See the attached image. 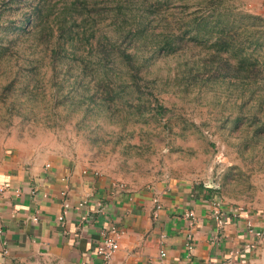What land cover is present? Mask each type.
Listing matches in <instances>:
<instances>
[{
    "label": "rangeland",
    "instance_id": "rangeland-1",
    "mask_svg": "<svg viewBox=\"0 0 264 264\" xmlns=\"http://www.w3.org/2000/svg\"><path fill=\"white\" fill-rule=\"evenodd\" d=\"M2 1L1 19L24 23L33 0ZM87 1L91 17L72 27L76 57L31 60L15 44L0 54V147L27 161L70 155L130 185L186 181L264 211V0ZM62 2L52 0L55 12ZM146 20L140 86L98 84L88 48ZM203 21L241 43L240 70L226 67L225 59L238 66L235 56L212 54L211 33L193 37ZM11 29L0 26L2 45L17 37ZM171 36L179 46L151 53ZM132 37L121 44L134 49L142 37Z\"/></svg>",
    "mask_w": 264,
    "mask_h": 264
},
{
    "label": "crops",
    "instance_id": "crops-1",
    "mask_svg": "<svg viewBox=\"0 0 264 264\" xmlns=\"http://www.w3.org/2000/svg\"><path fill=\"white\" fill-rule=\"evenodd\" d=\"M0 187V264H264V243L243 249L264 211L197 184L130 185L70 155L27 161L0 147ZM111 226L122 233L105 261L95 249Z\"/></svg>",
    "mask_w": 264,
    "mask_h": 264
},
{
    "label": "trees",
    "instance_id": "trees-1",
    "mask_svg": "<svg viewBox=\"0 0 264 264\" xmlns=\"http://www.w3.org/2000/svg\"><path fill=\"white\" fill-rule=\"evenodd\" d=\"M87 2V0H71L69 2L63 0L62 5L55 12V4L52 3V0H33V3L28 5L30 8L29 13L23 19H20L24 22L20 23V25H15L16 19H1L0 17V26L3 31L10 27L17 33V37L7 40L5 45L0 42V54L6 53L15 44L21 47L20 49H23L25 54L31 56L33 58L31 60H38L36 59L37 57L40 59L48 57L51 61L76 57L79 46L76 42H72L75 39L72 36V27L82 25L85 18L91 17V12H83ZM6 3L2 1L0 4V16ZM78 6H80V9L77 8ZM53 13L56 14L54 15V20H51L49 17ZM77 17H81V22L77 21ZM220 22L221 19H216L214 25H218ZM147 23L146 20L145 25L135 28L129 27L126 33L121 32L116 39H110L105 35L106 41L100 42L99 40L97 45H91L88 48V56L94 55L97 58L95 62L97 66L95 68L90 67V71L100 72L101 77L98 84L101 86L109 85L114 87L118 85L128 87L131 91H135L140 86L138 84L139 79L141 80L139 72L145 61L143 56L145 51L140 48L145 45V41L148 39ZM200 24L197 25L195 23V25L190 27V29L195 30L193 37L196 38L199 34L204 36L205 33H207L206 35L211 33L214 36L211 46L215 47V52L212 54L218 56L221 53H225L235 56L238 66L231 65L225 59L226 67L229 70L233 68L240 70L242 64L247 60L241 43L224 33L223 29H217L215 26L205 27L208 25L205 21ZM3 25H6L5 28ZM77 34H79V31H77ZM92 35L93 31H90L83 37L87 40ZM135 35L142 37V39L140 44L134 49H131L133 45L129 46L128 43L126 44L127 47L121 44L128 37L132 40V36ZM68 40L71 41L68 42ZM156 41H158L157 47H154L151 53L162 50L173 51L175 46L180 45L177 36L156 39ZM154 46H156V42ZM160 106L157 105L156 109L161 108Z\"/></svg>",
    "mask_w": 264,
    "mask_h": 264
},
{
    "label": "built area",
    "instance_id": "built-area-1",
    "mask_svg": "<svg viewBox=\"0 0 264 264\" xmlns=\"http://www.w3.org/2000/svg\"><path fill=\"white\" fill-rule=\"evenodd\" d=\"M3 188L4 187H0V190L2 191ZM82 205H84L83 202L79 203V206ZM63 206L65 209L68 208L69 207L68 202H64ZM64 213L65 212H63L61 215L58 216L60 220L63 218ZM214 214L218 216L220 214L219 210H215ZM247 232L249 233L250 236H252V238L249 241L245 242L243 249L253 250L256 249L259 246V244L264 243V232L262 230L257 229L249 222H248ZM121 233L122 231H119L118 228H116L115 226H111L104 233L102 242L98 244L95 249L97 255H99L105 261L109 260L119 247L118 238L121 235ZM2 253L3 254L7 253V249H4ZM161 255L163 256L165 255V253L161 252ZM218 264H236V263L233 262V258L228 257L227 259H224Z\"/></svg>",
    "mask_w": 264,
    "mask_h": 264
}]
</instances>
